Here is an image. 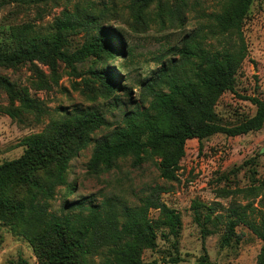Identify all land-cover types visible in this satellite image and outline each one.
<instances>
[{"label":"trees","instance_id":"obj_1","mask_svg":"<svg viewBox=\"0 0 264 264\" xmlns=\"http://www.w3.org/2000/svg\"><path fill=\"white\" fill-rule=\"evenodd\" d=\"M37 1L44 0H0V10L13 3ZM67 1L73 8L55 18L52 33L44 35L27 25L17 26L12 47H0V67L34 64L38 87L48 89L49 82L34 62L49 65L55 83L63 62L73 76L82 78L72 83L75 90L92 102L102 97L114 99L118 106L123 103L119 93L125 86L119 84L116 73L106 64L108 55L121 53L105 27L114 10L113 1ZM253 2L131 0L130 8L140 16L154 5L152 21L156 20L161 27L167 23L185 27L193 14L196 27L179 45L157 57L158 69L141 83L139 102L122 113L119 125L96 137L97 132L108 126L100 109L67 111L45 132L24 139L26 148L21 157L0 164V220L31 243L38 264H158L157 260L145 262L143 254L156 247L157 232L162 227L168 230V240L175 250L162 261L166 264L185 261L178 252L181 217L161 200L162 188H155L137 206L113 202L105 206L87 205L84 198L80 202H66L61 212L50 211L37 201L31 189L40 186L47 176L53 184H63L70 161L89 145L94 146L91 165L95 168H111L118 159L128 156L143 161L156 155L160 177L177 181L189 140L202 142L216 134L235 137L261 130L264 101L257 97L248 98L256 111L244 121L228 126L213 119L220 98L235 90L237 73L246 58L245 45L235 47L231 38L237 35L239 40L243 39L242 29ZM80 35L85 37L84 42L71 48L70 37ZM212 40L222 47L217 48ZM88 60L93 61L92 66L83 73L77 64ZM98 63L105 66L99 67ZM0 87L7 91L11 104L0 106V111L11 118L19 117L21 111L44 113L40 102L28 90L15 89L9 79L1 76ZM16 101L21 103L18 108L14 107ZM17 188H23L24 195L20 196ZM253 190L257 188H250ZM201 205L194 202L192 208L197 210ZM152 210L159 211L157 220L150 217ZM254 210L252 203L232 207L224 222V240L239 238L237 228L247 227L262 241L256 264H264V210L257 217ZM195 213V221L203 227L213 220L212 213L204 216ZM196 264H213L205 249Z\"/></svg>","mask_w":264,"mask_h":264},{"label":"rangeland","instance_id":"obj_2","mask_svg":"<svg viewBox=\"0 0 264 264\" xmlns=\"http://www.w3.org/2000/svg\"><path fill=\"white\" fill-rule=\"evenodd\" d=\"M112 1L114 10L108 15L109 21L105 27L121 53L108 55L106 64L116 73L119 84L125 86L119 93L123 103L117 106L114 99L102 97H98L95 102L90 101L73 88L72 83L80 82L82 78L73 76L71 69L63 62L58 67V83H55L49 65L34 62L42 72V77L49 82L48 89L38 87L39 76L34 64L0 67L1 77L9 79L17 90H28L45 110L42 114L21 111L15 119L0 111V164L21 157L26 148L24 139L45 132L67 111L88 107L100 109L105 114L108 126L97 132L96 137L106 134L108 128L119 125L122 113L139 102L141 83L158 69L157 57L168 48L179 45L182 38L196 27L194 14L185 27L169 23L161 27L156 20L152 21L154 5L140 16L130 8L131 0ZM72 8L73 4L67 0L13 3L2 8L0 47H12L13 32L17 26L27 25L44 35L52 33L55 18ZM237 37L234 35L231 38V44L235 47L244 44L246 58L237 73L235 90L226 92L220 98L213 118L228 126L254 115L256 107L248 98L257 97L264 101V0H254L242 29L243 39ZM70 39L73 48L84 42L85 37L80 35ZM211 42L217 48L222 47L216 40ZM222 43L225 45L224 41ZM92 62L88 60L77 65L84 73L92 66ZM97 66L105 65L98 63ZM10 105L7 91L0 87V106ZM19 106L21 103L16 101L14 107ZM93 148V145H89L70 161L63 184L55 185L47 176L40 186L31 189L37 201L53 212H61L66 202H80L84 198L87 205L105 206L113 202L137 206L159 187L163 190V203L181 217L178 252L185 261L178 264H196L204 249L213 264L257 263L262 241L247 227L240 225L236 230L239 238L226 242L224 222L234 206L252 203L256 209L253 215L256 217L260 210H264V127L235 137L216 134L202 142L189 140L177 181L160 177L156 165L159 158L156 155L143 161L128 156L118 159L111 168H95L91 165ZM252 187L257 190L250 191ZM16 191L20 196L24 195L23 188H17ZM194 202L202 204L201 207L193 210ZM195 211L201 216L212 213V222L206 227L198 224ZM150 217L157 220L159 211L152 210ZM167 232L166 228L158 229L157 245L144 252L145 262L157 260L158 264H166L162 258L175 253ZM23 261L26 264H38L34 247L0 220V264H19Z\"/></svg>","mask_w":264,"mask_h":264}]
</instances>
